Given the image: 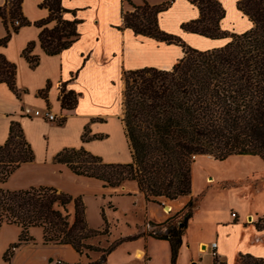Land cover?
Segmentation results:
<instances>
[{"label": "trees", "instance_id": "1", "mask_svg": "<svg viewBox=\"0 0 264 264\" xmlns=\"http://www.w3.org/2000/svg\"><path fill=\"white\" fill-rule=\"evenodd\" d=\"M186 1L197 8L198 17L182 23L180 29L212 40L228 39L223 46L197 50L179 36L162 31L158 15L173 0L157 5L126 0L131 11L123 10L121 0L118 30L129 29L134 35L178 46L183 53L169 70L145 67L125 71L121 76V121L130 161L105 163L79 147L62 149L53 157V164L64 165L75 176L98 180L103 187L117 188L132 181L146 202L159 205L161 199L175 201L190 194L196 157L224 161L231 156H251L264 162V0H237L236 9L251 23L242 33L221 29L225 10L219 0ZM21 5L22 0H5L0 7L5 28L0 46H5L21 27L30 25L41 29L38 42L46 55H57L78 40L80 20L63 18L64 13L74 16L76 11L64 9L62 0H41L39 7L49 14L33 23L22 15ZM52 21L55 25L49 28ZM33 47L34 42H30L21 53L32 68L39 60L30 54ZM15 76L16 66L0 54V83L18 97ZM58 98L61 109L72 110L78 94L61 86ZM92 139L97 136L88 137L85 129L81 140ZM33 160V150L19 123L12 121L6 141L0 145V185L22 164ZM68 205H72L71 221ZM192 207L191 200L185 204L177 225L169 224L164 232L148 234L169 243L171 264L177 258ZM3 225L20 228L17 241L2 256L5 263L21 245L34 242L31 228L41 229L43 244L70 246L79 255L84 250L96 251L85 242L101 234L88 226L81 196L73 197L48 186L21 190L0 187V228ZM259 263L248 255L239 261Z\"/></svg>", "mask_w": 264, "mask_h": 264}, {"label": "crops", "instance_id": "2", "mask_svg": "<svg viewBox=\"0 0 264 264\" xmlns=\"http://www.w3.org/2000/svg\"><path fill=\"white\" fill-rule=\"evenodd\" d=\"M91 1L62 0L64 9L76 11L74 16L71 13H64L63 18L80 20L77 26L79 38L68 49L57 55L50 56L43 52L38 42L41 29L33 25L21 27L17 33L12 34L5 46H0V54L16 66L15 86L19 93L17 97L5 83H0V145L8 137L10 123L18 122L25 140L34 153V160L22 164L4 183L5 187H2L4 189L21 190L48 186L76 197L82 196L84 192L67 189L62 180L82 184H96V182L102 184L92 178L75 176L64 165L53 164V157L64 148L83 147L91 154L99 156L105 163L129 162V148L121 121L122 90L116 83L121 81L123 72L129 70L145 67L169 70L183 55L178 46L166 45L151 38L134 35L129 29L118 30L117 27L121 24V0H117V21L106 23L118 36L114 48L104 49V46L98 43V39L95 40L97 48L102 46V54L106 52L107 57L112 55L117 58L118 75L116 79L110 81V84L116 88L115 101H111L105 111L84 110L82 108L85 98L82 89L84 79L93 76L96 72H104L103 60H96L93 50L80 45L81 29L85 24H90L94 30L97 28L98 18L91 13ZM130 1L134 4L140 3L139 0ZM166 1L170 0L155 3ZM236 1L232 0L235 5ZM4 2L5 0H0V7ZM40 2L41 0H22V15L31 23L45 19L49 14L46 8L39 7ZM124 4H127V9ZM122 8L124 11L131 10L126 0H123ZM197 17V8L188 1L173 0L171 6L158 15V25L162 31L178 34L187 43L200 46L198 48L201 50L221 47L227 42L226 39L211 40L180 29L182 23ZM245 20L249 26L242 32L251 27V23L246 18ZM54 25L55 22L52 21L48 27ZM220 26L223 29V20ZM4 35L5 28L0 19V39ZM208 40L216 42L214 45H207ZM30 42H34L30 54L39 59L34 68L21 55ZM61 86L65 91L78 94L74 109H61L58 98ZM24 109H28L30 114L24 115ZM44 109L55 115L54 121L33 115V111ZM61 120L62 123L59 122ZM85 129L87 136H97V139L83 142L81 137ZM263 168L264 162L258 157L231 156L224 161H216L210 156L198 157L191 170V192L184 197V201L186 198L193 202L198 199V203L192 207V217L183 231L181 246L174 264H197L200 260L204 264H214L208 252L200 253V249H205V246L208 247L211 242L217 244V260L220 264H239L240 257L246 255L261 261L259 264H264V203L262 202L264 184L260 188L252 189L248 197L239 194L238 190H222L216 186H208L220 180L236 179L241 172L249 169ZM49 173L51 179L43 178L44 174ZM103 188L115 191L120 187ZM134 194L137 195L133 197L135 200L141 198L143 201L148 225H162L166 222L173 207L169 206L171 210L163 213L158 205L154 204L156 211L153 213L159 217L155 218L147 215V206L153 203L146 202L138 190ZM176 202L174 203L176 212L186 204L185 202L183 207H175ZM233 213L236 214L235 217ZM17 228L14 237L7 242L1 254L0 264H49L55 258L61 259L66 264L80 262V255L70 246L43 244L41 232L39 237H33L34 244L21 245L15 250L10 262L5 263L2 256L8 246L17 241L20 233V228ZM165 229L161 228L160 232H164ZM65 254L72 255L73 259L64 258ZM104 264H171L170 245L166 240L146 235L126 239L105 255Z\"/></svg>", "mask_w": 264, "mask_h": 264}, {"label": "rangeland", "instance_id": "3", "mask_svg": "<svg viewBox=\"0 0 264 264\" xmlns=\"http://www.w3.org/2000/svg\"><path fill=\"white\" fill-rule=\"evenodd\" d=\"M145 1L148 3H155L158 1L162 2L163 0ZM220 1L225 10L222 30H226L229 33H239L249 26L245 20L246 17L236 9V5L232 2V0ZM91 2V13L98 18L97 28L94 30L90 27V24H85V26L81 29L82 40L80 45L83 48L93 50L96 60H103L102 64L104 67V72H96L93 76H87L84 79L82 89L85 93V98L82 108L89 112H95L105 111L106 108L111 104V101H115L114 98L116 94V88L110 84V81L116 79L118 75L119 66L117 64V58L113 57L112 55L107 57L105 54L106 52L102 54V46L97 48V43H95V40L97 38L98 43L102 44L104 49L111 50L114 48L118 36L112 28H109L106 25V23H114L117 21L118 9L117 0H92ZM156 4L157 3H155V5ZM124 7L127 9V4H124ZM174 35H177L181 38V36L178 34ZM211 40H208L207 45L215 44L214 42L216 41ZM184 42L194 49L201 50L198 48L200 46L194 45L192 43L189 44L186 41ZM116 85L118 88L121 87V90L123 89V83L121 81H118ZM88 137H90V135H88ZM128 156V161H130L129 151ZM197 160L198 158L195 159V162ZM43 178L49 180L52 178V176L50 173L46 175L44 174ZM62 183L65 184L67 189H70L73 192H84L82 193L83 195L80 196L82 197L85 206L87 224L90 228L98 230L101 233L85 242L86 244L95 248L96 251L84 250L83 254L80 255L81 259L78 264H104L106 252L118 242L126 239H132L141 235L148 236L150 233L160 231V229L163 227L166 228L169 224L177 225L182 220L184 211L176 212L174 209V203L177 201L175 207H183L185 202L187 203L188 201L187 198L184 201V197L178 198L175 201L161 199V204H159L158 207L163 213L166 212V206H171L173 209L171 212H169L171 214L168 216V219L164 223L163 227H152L148 225V218L143 209V201L141 198H138L139 200H135L133 198L137 197V195L134 194L136 193L137 187L132 181L123 182L120 188L115 191L104 189L103 185L99 182H96V184H82L81 182L62 180ZM263 184L264 168L261 170L249 169L247 171L241 172L236 179L220 180L216 184H209L208 186H216L222 190H238L239 194L248 197L249 192L252 189L260 188ZM0 187H5V184L0 185ZM262 202L264 203V196L262 198ZM192 203L193 207H195L198 203V199H196L195 202L192 201ZM147 207V215L159 218L156 213H153L156 211L154 204H148ZM67 212L70 215L69 220L71 221L72 205L67 206ZM15 229H18L15 225H3L0 228V258L7 242L14 237L16 231ZM29 234L32 236V238L39 237L41 230L40 228H31L29 230ZM31 244H34V242H31ZM64 258L68 260L73 259L72 255L70 254H65ZM59 260L62 261L58 258L52 259L49 264H54Z\"/></svg>", "mask_w": 264, "mask_h": 264}, {"label": "built area", "instance_id": "4", "mask_svg": "<svg viewBox=\"0 0 264 264\" xmlns=\"http://www.w3.org/2000/svg\"><path fill=\"white\" fill-rule=\"evenodd\" d=\"M23 114L24 115H29L30 111L28 109H24L23 110ZM33 115L34 116H40L42 118H45L48 121H54L55 120V115L53 113H51L48 109H44L42 111L35 110V111H33ZM232 215L234 217L236 216L235 213H233ZM216 247H217L216 242H211L209 244V246L208 247L205 246V249L200 251V253L208 252L210 257L213 259L214 264H220L218 262V260H217ZM54 264H66V263H64V262L59 260V261L55 262ZM197 264H204V263H202L201 260H200V261H198Z\"/></svg>", "mask_w": 264, "mask_h": 264}, {"label": "bare ground", "instance_id": "5", "mask_svg": "<svg viewBox=\"0 0 264 264\" xmlns=\"http://www.w3.org/2000/svg\"><path fill=\"white\" fill-rule=\"evenodd\" d=\"M211 182V181H210ZM171 210V208L169 207V206H167V209L165 210L166 212H169ZM204 250V249H203ZM200 251H202L201 249H200Z\"/></svg>", "mask_w": 264, "mask_h": 264}, {"label": "water", "instance_id": "6", "mask_svg": "<svg viewBox=\"0 0 264 264\" xmlns=\"http://www.w3.org/2000/svg\"><path fill=\"white\" fill-rule=\"evenodd\" d=\"M165 208H167V207H165Z\"/></svg>", "mask_w": 264, "mask_h": 264}]
</instances>
